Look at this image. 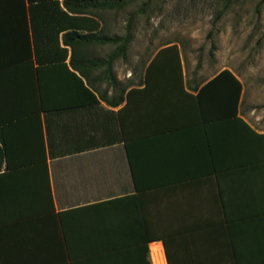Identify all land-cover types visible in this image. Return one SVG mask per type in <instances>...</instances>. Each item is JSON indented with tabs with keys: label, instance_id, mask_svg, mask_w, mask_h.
Instances as JSON below:
<instances>
[{
	"label": "crops",
	"instance_id": "obj_1",
	"mask_svg": "<svg viewBox=\"0 0 264 264\" xmlns=\"http://www.w3.org/2000/svg\"><path fill=\"white\" fill-rule=\"evenodd\" d=\"M61 12L53 10L51 17L26 0H0V264H96L98 257L97 264H106L101 249L66 244L92 221L89 211H81L135 194L126 145L143 142L149 152L169 154L180 146L178 133L197 124L190 117L194 107L185 106L196 84L188 85L179 48L180 73L163 68L170 46L152 56L138 84L123 89L120 105L59 109L71 93L54 83L45 91L49 110L43 111L37 68L63 58L68 65L71 58L62 44L71 24ZM90 48L87 56L94 58ZM51 70L43 76L54 79ZM248 106L242 91L237 118L212 122L210 140L224 144L219 150L225 159L208 177L139 198L149 264H261L235 262L226 230L239 221L246 240L240 250L259 253L248 239L257 244L262 233L255 231L264 225V141L249 129L264 135V123L249 117L255 112ZM253 156L262 161L250 164ZM125 252L117 249V255ZM114 264H122L121 256Z\"/></svg>",
	"mask_w": 264,
	"mask_h": 264
},
{
	"label": "trees",
	"instance_id": "obj_2",
	"mask_svg": "<svg viewBox=\"0 0 264 264\" xmlns=\"http://www.w3.org/2000/svg\"><path fill=\"white\" fill-rule=\"evenodd\" d=\"M26 2L30 6L35 4L36 7H44V9L51 12L48 15L51 17L53 10L61 12L59 0H26ZM129 4L130 1L118 0H62L64 10L73 15L68 17L67 13L61 12L63 16L67 17V23L71 24V27L68 28L71 31L64 33L62 36V44L70 48L71 58L68 65L64 63L65 58H63L54 65L50 64L47 67L40 65L37 68V84L43 111L49 110L43 99L45 91L49 90V87L52 89L54 83L59 84L67 95L68 92L71 93L70 100H67L63 105H59V109L95 106L100 102L110 107L121 104L124 90H120L119 95L116 97L113 95L117 91V86H119L113 72V66L118 59L123 61L127 59V49L132 41L130 27L129 25L126 27V34L123 37H109L104 32L98 12L122 10ZM87 15L90 18L86 17ZM217 19L219 18L217 17ZM56 21L59 22L58 19ZM207 37L211 39L212 35L209 33ZM106 45L114 46L115 49L105 59L87 56L86 50L88 48ZM214 50L215 45L211 41V57H213ZM164 51L169 53V58L164 63L163 68L169 70V72L177 70L180 73L181 64L178 58V47L172 45ZM48 68L57 73L54 79L43 76V73H46L44 71H47ZM148 70L149 67L146 69V75ZM97 83H107L109 90L112 91L111 96H108L106 90L98 94L97 89H95ZM192 90L195 95L189 96L187 94L188 100H186L185 106L186 108L194 107V116L190 117L197 120L196 127L180 131L178 133L180 146L169 154L164 151L160 153V150L153 151V149L149 152L143 142L137 147L126 145L135 194L83 209L81 212L89 211L90 214L88 215H91L92 221L82 223L81 233L74 232V236L70 239L66 237L68 247L75 248L79 246L81 248L101 249L100 252L104 253L102 259H105L106 264H114L120 256L122 264H149L146 260V244L149 238L143 236L142 234L145 232L140 230L143 221L139 198L162 187L175 186L208 177L213 172L212 166L219 165L216 163L222 158L225 159V154L221 152L223 148L219 150L224 144L221 142L218 146L217 143L220 141L210 140V135H214L213 131L215 132L212 122L219 119L237 118L242 86L228 70L221 71L201 86L195 85ZM212 109L214 112L211 111ZM249 131L256 138L264 141V135L257 136L250 129ZM175 134L173 133L172 136L176 137ZM232 144L229 143L228 147H231ZM136 149L139 150L140 156L134 157L132 150ZM153 152L157 155L154 156ZM248 152H252L251 149H248ZM248 161H250V164H256L262 160L253 156ZM239 224V221L230 222L226 229L233 260L239 263L253 259L264 264V225L263 228L259 226V229L255 231V233H262L260 236L262 241L258 239L256 244L253 242L254 239H248L252 242L248 246L257 248L259 253L251 252L252 254L245 255L240 250L244 247L246 240L241 236ZM124 248L126 252L117 255V249ZM92 253L94 252L90 254ZM99 260L100 257L97 261ZM97 261H94V263L97 264Z\"/></svg>",
	"mask_w": 264,
	"mask_h": 264
},
{
	"label": "rangeland",
	"instance_id": "obj_3",
	"mask_svg": "<svg viewBox=\"0 0 264 264\" xmlns=\"http://www.w3.org/2000/svg\"><path fill=\"white\" fill-rule=\"evenodd\" d=\"M118 1L130 4L122 10L98 12L109 37H123L130 27L127 59H118L113 66L117 89L138 84L152 56L162 47L176 45L188 85L199 86L228 70L242 86L244 105L255 112L249 117L264 123V0ZM90 49L94 58L105 59L115 47ZM95 89L98 94L110 91L107 83H98Z\"/></svg>",
	"mask_w": 264,
	"mask_h": 264
}]
</instances>
